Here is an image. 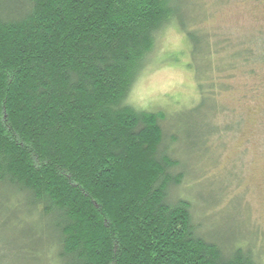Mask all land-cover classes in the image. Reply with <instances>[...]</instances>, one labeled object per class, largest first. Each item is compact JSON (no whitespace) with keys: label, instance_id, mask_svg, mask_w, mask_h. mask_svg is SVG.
Instances as JSON below:
<instances>
[{"label":"trees","instance_id":"16d2710c","mask_svg":"<svg viewBox=\"0 0 264 264\" xmlns=\"http://www.w3.org/2000/svg\"><path fill=\"white\" fill-rule=\"evenodd\" d=\"M174 6L0 0V264H261L171 198L186 177L177 134L128 103ZM178 22L202 102L264 63V43L258 55Z\"/></svg>","mask_w":264,"mask_h":264},{"label":"rangeland","instance_id":"374dc122","mask_svg":"<svg viewBox=\"0 0 264 264\" xmlns=\"http://www.w3.org/2000/svg\"><path fill=\"white\" fill-rule=\"evenodd\" d=\"M174 2L177 20L158 34L128 103L136 111L162 112L168 139L177 134L170 150L186 177L171 198L181 195L190 201L193 219L211 241L225 248L236 242L264 264V63L251 66L256 73L249 76L240 65L225 81L226 92L202 102L189 43L178 30L180 20L232 43L243 42L244 48L252 45L259 55L264 0Z\"/></svg>","mask_w":264,"mask_h":264}]
</instances>
